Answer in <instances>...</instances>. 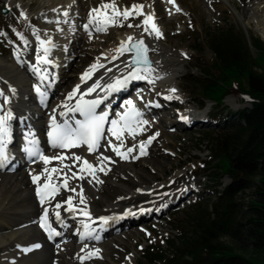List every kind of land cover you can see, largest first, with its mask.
<instances>
[{"label":"rangeland","instance_id":"obj_1","mask_svg":"<svg viewBox=\"0 0 264 264\" xmlns=\"http://www.w3.org/2000/svg\"><path fill=\"white\" fill-rule=\"evenodd\" d=\"M69 1L72 2V0H0V61L9 62L11 58H15L17 53H22L35 40L38 41L37 36L39 40L51 39L52 45L44 46L49 47L50 52L54 51V58L50 59L52 66H59L61 69L69 61L74 60V67L72 66L68 70L71 79H66L68 82L64 84L65 90L71 86L72 81L87 71L89 66L97 64L95 61L98 58L93 61L96 57L103 54L107 56L108 51L114 52L120 45L123 34L131 35V33H139L141 29L143 30L142 27L127 26L128 24L140 25L144 19L143 16L123 21L126 25L123 29H118V26H115L109 27L107 31L97 32L95 25H90L92 30L83 32V40L78 44L76 38L81 33V25L76 26L73 32L68 31L69 29L66 27L58 28L60 24L57 21L63 15L62 8ZM262 1L175 0L174 6L168 0H115L116 6L121 10L130 9L134 4H142L147 7L149 13L154 15L155 23L162 33L161 42L170 51L169 55L160 58V60L158 59L159 56L156 57V62L152 67L153 72L146 75L140 73L147 78L138 81L136 86L132 87L133 90L131 89L119 97V99L123 98L120 106L131 100L142 105L143 103L149 104L148 106L152 108L155 103L161 105V102H156L157 98L163 100L168 96L174 102L168 103V107L171 108L170 114H163L161 111L155 112L154 115H151V112L144 113L137 118V121L147 120L148 124H138L137 126L136 121L131 125V129L139 128L140 131H133L131 134L129 130L124 131L125 134L123 133L119 141L123 142L126 151L128 148L134 149L133 152L128 153L130 159L128 157L127 159L122 157L117 159L110 144L114 145L118 140L113 136L109 127L107 128L105 137L100 142L102 147L98 148L97 151L101 152L105 149L114 161L108 167L109 175L105 176L108 186L102 188L101 193L96 195V199L111 200L120 195L126 197L120 188L130 192L138 190L139 194L141 191L138 188H143L142 186L154 188L155 192L150 195L137 194L136 201L141 204L151 202L150 200L142 203L148 198L158 200L168 196L172 197L174 194L179 195L183 192L184 194L179 196L180 201L178 200L173 206L165 207L162 213L157 211L152 215H144L142 220L134 226L129 225L118 232L103 236L101 242L97 244L100 246L97 249H102L104 252V260L101 261V258L91 259L92 261L87 262V264H140L141 262L165 264L159 260L154 262L147 260L146 250L150 246L167 249L169 240L179 235V230L175 227L177 219L186 217V212L194 202L201 200L207 204L215 200L217 191L224 189L230 183V177L224 176L221 179V185L214 188L209 177L204 173V161L210 158L211 152L208 146L203 143V135L207 131H221L223 122H217L212 118L215 108L214 102L208 100L203 101L204 104H202V96L198 94L199 92L193 91V85L186 81L185 76L191 72L198 76L200 67L205 69L207 65L212 64L214 54L204 42L206 31L209 28L218 25L224 26L227 21L233 24L236 30L245 35L247 39L256 35L264 41L260 34V27L252 18V13L250 14L253 6L259 4L258 2L262 3ZM108 2L109 0L74 1L80 9V13L83 14V21L91 9ZM4 7L8 9L6 14L2 13ZM155 7L158 14H156ZM176 7H179L180 11H176ZM21 13H24V16H21ZM17 33L22 35L24 40H21ZM65 37H69V39L61 44ZM37 41L36 44H39ZM83 41L84 45L81 48ZM194 46H199L203 50L200 52L201 54L194 50ZM68 50L69 52H67ZM65 57L70 59L64 61ZM25 61L30 66L31 62L27 59ZM195 65H198L199 68H194ZM60 72L58 71L56 75H60ZM64 73L65 70L62 71L61 76ZM172 89L176 90L175 93L171 91ZM56 96L55 94L50 98L51 104L56 103ZM118 104L119 101L114 108L111 120L117 116ZM247 106H250V101L236 93L229 94L223 105L227 111L232 112H238ZM31 108L34 106L31 105ZM139 112L141 113V110ZM183 113H189L190 116L205 115L207 122L199 123L196 126L190 124L185 128L183 127L184 129L181 127L174 128V121L180 119V115ZM31 125L35 126V123H31ZM181 125L186 126L182 122ZM153 126L155 128L151 131ZM121 127L123 126L121 125ZM13 128L20 131L21 127L14 124ZM157 133L158 135H156ZM153 136L155 139H152L149 144L148 140ZM19 138L18 135V140ZM141 144H144V151L146 152L144 155H141L140 152L139 146ZM116 173L122 174V178L124 177L125 180L111 189L112 175ZM249 193L250 190L240 193L242 198L239 200L245 202V196ZM135 207H139V205ZM132 216L134 215L130 217ZM14 220L16 217L12 215L0 218V226L4 223L12 224ZM46 244L53 245V243L48 242ZM39 245L40 251L46 250L45 245L44 247L40 243ZM15 249L14 246H0V264H5L8 257L15 253ZM49 263L52 264V261Z\"/></svg>","mask_w":264,"mask_h":264},{"label":"bare ground","instance_id":"obj_2","mask_svg":"<svg viewBox=\"0 0 264 264\" xmlns=\"http://www.w3.org/2000/svg\"><path fill=\"white\" fill-rule=\"evenodd\" d=\"M74 1L75 0H72L71 3L69 1L67 5L63 6L61 12L62 14L68 12V16L65 17L62 15L59 19L60 25L58 28L61 29L62 27H66V29H69L68 31L73 32L76 26L81 25V33L76 38L79 44L84 37L82 33L85 31L90 32L92 26L89 25L88 30H85L84 25L88 24L89 13L85 21H83V14L80 13V9L75 5ZM258 3L259 4L254 5L250 10V14L252 13V18L255 19L256 24L260 27V34L264 39V0L262 3ZM155 5L157 6V3H155ZM143 11L145 14H150L147 7H144ZM155 11L156 14H158L156 7ZM120 23H122L123 26H118V29H123L126 25L123 20H121ZM70 34L72 35V33ZM129 36L134 37V40L143 38L149 43L150 56L154 62H156L155 59L158 56L160 60V58L169 55V48L166 47V45L161 42V38H157L151 30H149V32H144V30L141 29L139 33H131V35L123 34L121 41H126ZM73 37L74 35L72 38ZM68 39L69 37H65L61 44L67 42ZM36 41L37 40L22 53H17L15 58H11L9 62L0 61V93L3 94L0 95V117L11 115V119L7 122L8 135L5 137L6 151L9 159L3 167H0V218H5L10 215L16 217V220H14L12 224L4 223L0 226V246H14L16 248L15 253L8 257L5 264H50L49 262L51 261L52 264H81L79 257L84 256L87 252H94L95 249L100 247L97 244L101 242L103 236L108 233L118 232L129 225L131 227L134 226L138 221L142 220V216L144 215H152L157 211L162 213L165 207L176 204L180 199L179 196L181 197L184 192L179 195L174 194L172 197L168 196L164 199L155 200L148 198L143 200L142 203L150 200L151 202L141 204L136 201L140 193L150 195L155 192L154 188L142 186L143 188H138L141 191L139 194L138 190L130 192L120 188L121 191L126 194V197L120 195L111 200L96 199V195L101 193L102 188L108 186V181L105 179V176L109 175L108 167L113 163V157L105 149L101 152L94 151L89 153L86 145L68 149L59 147L54 148L48 136V133L52 131L53 117H55L58 124H62L65 120L74 122L77 113L68 112V109L65 108L64 105L72 106L76 104L79 95L86 92L94 82L99 83L100 88L90 96H85V98H98L102 101V108L107 111L109 110L108 112L111 113L114 111V106L117 104L119 97L129 92L132 87L134 88L141 79L129 78L126 83L117 86L113 90H107L108 84H114L117 79L123 80L125 76L130 77V73L136 70V68L127 66L130 62V52H125L123 55H119L118 58L113 59V57L118 55L116 50H114V52L108 51L107 56L103 54L93 60L95 61L98 58L95 63L103 65V67H98L92 74L91 79L82 82L80 76L78 79L71 82V86L64 90V84L68 82L67 80L71 79L70 74L68 75V70L71 69L72 66L74 67V60L69 61V63L62 66L61 69L59 66H52L51 63H38L37 55L39 54L42 56L43 53L42 46L39 41H37L39 44H36ZM56 43L59 44L60 42ZM83 45L84 41L81 48H83ZM53 52L54 51H51L47 57L49 61L54 58ZM67 52H69V50ZM26 59L31 62L30 66L27 65ZM69 59V57H65L64 61ZM140 69L141 73L147 74L143 71V68ZM63 70H65V73L61 76ZM58 71H61L60 75H56ZM150 77L153 78L151 75ZM77 85H80V93L69 100V94L72 93ZM55 94L57 95L56 103L51 104L50 98ZM160 99L157 98L156 102H161V105L160 103H155L152 108L148 106L149 104L146 105L143 103L142 105L137 101H132V104L135 107L137 106L138 111L141 110V115L149 112H151V115H154L155 112L160 111L163 114H170L171 108L168 107V103L173 101L172 98L168 99L165 97L163 100ZM31 105H33L34 108H31ZM129 108L131 107L128 105L127 101L117 114L118 118H121ZM180 116L187 117V120L178 119V116V120L174 121V128H185L190 124L196 126L199 123L207 122L205 115L190 116L189 113H183ZM119 120L122 122L121 119ZM181 122L186 126L181 125ZM31 123H35V126H32ZM14 124L22 128L20 132L18 129L13 128ZM136 124L138 126V121ZM153 128H155V126L151 127V131ZM18 135L20 137L19 140ZM31 141H35V144L33 145L30 143ZM120 143L121 142L118 140L114 145L119 146ZM36 147H40L42 154L48 157L65 156L68 157V159H65L62 163L53 159L52 163L45 165L39 157L29 156L26 151L29 148L35 151ZM120 151L127 153L124 147L120 148ZM114 153L117 159L118 157L121 158L116 152ZM77 155L94 165L97 169L94 173L95 179L88 173L79 172V168L83 166L82 163L71 159V157ZM102 157L110 158L111 162L108 160H103L101 162L100 158ZM127 157L129 159L131 158L128 153ZM64 165L70 166L71 171H69V168L63 167ZM102 166L105 168V171L98 170ZM45 167L49 169L53 167L63 168V173L60 176L54 177V183L61 185L59 194L56 195L54 199L46 201L45 204L41 205L40 197L37 196V184L33 183L32 176L42 175ZM72 172L77 173V178H71ZM64 175L69 177V189L74 188L75 191L63 188ZM81 176L83 179L79 178ZM124 180L122 174L116 173L112 175L111 189L115 188L117 184H121ZM44 182L45 181L41 179V186ZM81 192L86 199L88 211L93 218L92 221H88L80 215L79 212L72 213L67 210L66 200L69 197L73 198L74 206L77 208L84 207V205L79 204V194ZM57 203L62 205L60 209L55 208ZM137 205H139V207H135ZM45 209L48 210V217L52 219L57 227V232L60 233V235L53 237V245L46 244L50 241L49 236L40 224L43 220ZM55 211L60 212V221L56 220ZM131 215L134 216L130 217ZM100 217H105L108 222L106 224L101 222L99 219ZM83 223H88L90 225L92 236L85 237ZM95 236H98L99 239H94L93 237ZM39 243L42 244L43 247L46 244V250L43 249L40 251V247H35V245ZM99 250L98 254L93 255L90 259L84 260L83 264H87V262L93 259L101 258V261H103L104 252L102 249Z\"/></svg>","mask_w":264,"mask_h":264},{"label":"trees","instance_id":"obj_3","mask_svg":"<svg viewBox=\"0 0 264 264\" xmlns=\"http://www.w3.org/2000/svg\"><path fill=\"white\" fill-rule=\"evenodd\" d=\"M204 42L214 54L212 64L193 66L198 76L191 72L185 79L202 104L214 102L212 117L223 122L221 131L203 135L211 152L204 173L214 188L224 176L231 181L215 200H198L177 219L179 235L167 249L150 246L145 256L165 264H264V41L247 39L226 21L209 28ZM231 93L245 96L250 106L227 111L224 100Z\"/></svg>","mask_w":264,"mask_h":264},{"label":"snow or ice","instance_id":"obj_4","mask_svg":"<svg viewBox=\"0 0 264 264\" xmlns=\"http://www.w3.org/2000/svg\"><path fill=\"white\" fill-rule=\"evenodd\" d=\"M169 3H172L175 6V0H168ZM144 5H132V7L125 8L121 10L118 8L115 4V0H109L108 3H102L96 8L91 9L89 12V21L88 24L84 25L85 30H88L89 25H95V30L97 32H103L107 31L109 27H115V26H123L122 23H120L121 20L127 21L130 18L143 16L144 19L140 25H132L128 24V27H142L144 32H149L151 30L152 33L155 34L157 38L162 37V33L159 29V27L155 23V17L153 14H145L144 11ZM176 11H180L179 7H176ZM63 15L65 17L68 16V12H64ZM21 16H24V13H21ZM67 22V21H65ZM59 23V21H57ZM19 38L21 40H24V37L17 33ZM91 35V33H90ZM37 39L42 46V53L43 55H37V62L38 63H50V61L47 59L48 55L50 54V48L44 47V45H52V40L48 39L47 41L39 40V37L37 36ZM134 37L129 36L126 41H121L119 47L116 49V53L118 54L116 57H113V59L118 58L119 55H123L125 52L133 53V59L128 64V67H132L133 65H144L143 71L146 73H151L154 71V69L150 66V61L147 57V52L149 51L148 47L144 44L143 40H138L135 43H133ZM26 43V41H25ZM106 58V57H105ZM98 67H103V65L93 64L90 66V68L85 71L81 77L80 80L82 82H86L88 79H91L92 74L95 72V70ZM110 71V69H109ZM141 69L139 67L136 68L135 71L130 73L129 76H125L123 80L117 79L114 84H108L107 90H113L117 86H120L129 78L133 79H146L147 76L141 75ZM100 88V84L94 82L92 86H90L86 92L79 95V99L77 100V103L68 106L64 105L65 108L68 109V112L71 113H79L80 116L83 117V120H75L74 125L69 120L63 121L62 124H58L56 122L55 117H53L52 120V131L48 133V136L52 142V146L68 149V148H75L79 147L81 145H86L87 150L89 153L94 152L99 147V142L103 137L104 134V124L107 121V113L98 114L97 113V107L102 102L99 99H91L86 100L85 96H90L92 93L96 92L97 89ZM173 93H175V89L171 90ZM80 93V85H77L76 88L72 91V93L69 94L68 99L71 100L73 97H76L77 94ZM0 95H3L0 93ZM170 99L171 97H167ZM128 105L132 108V113L126 112L122 117L121 120L124 122L123 127H119V122L116 120L111 121L112 128L110 131L112 132L113 136L116 138V140H121V136L123 135L125 130H129L130 134L133 131H140L139 128L137 129H131V123L130 118L132 116L139 117L141 116V113L135 109V106L132 104V101H128ZM11 119V115L0 117V167H3L4 164L9 159L8 153L6 151V139L5 137L8 135V120ZM181 119L187 120V117H181ZM139 124H148L147 120H141L138 121ZM158 135V133L156 134ZM155 139V136L151 137L148 140V143H151V140ZM33 145L35 144V141H31ZM110 147L114 152H116L117 155L121 156L122 158H127V153L133 152V148H128L127 153H123L120 151V148L123 147V142L121 141L120 145H111ZM140 152L141 155L146 154L144 151V144H141L140 146ZM29 154V156H38L39 159L45 164L48 165L52 163L53 159L60 161L61 163L68 159V157L65 156H54V157H48L46 155L40 154L38 151H33L32 148H29L26 150ZM76 162L82 163V167L79 168L80 173H88L89 175H92L95 179V171L97 170L92 163H90L88 160L83 159L81 156H73L71 157ZM101 162L103 160L110 161V158L108 157H102L100 158ZM63 167L69 168V171H71V167L68 165H64ZM99 171H105V168L102 166L98 169ZM63 173V168H56L53 167L51 169L45 167L42 175H33L32 181L34 184H37V196L40 197V203L41 205L45 204L46 201H50L51 199H54L56 195L59 194L61 185L54 183V177L60 176ZM71 178H77V173L72 172ZM83 179V177H79ZM43 179L45 182L41 186L40 181ZM69 177L64 175L63 176V188L70 191H75L74 188L69 189L68 185ZM67 204V210L72 213L79 212L80 215H82L84 218H86L88 221H92V215L88 211L87 208V202L86 199L81 192L79 194V204L84 205L83 208H77L73 204V198L69 197L66 200ZM62 205L60 203H57L55 205L56 209H60ZM55 218L56 220H61V214L59 211H55ZM101 222L107 223L108 220L105 217L99 218ZM94 222V221H93ZM41 227L45 229L49 233V238L52 236L60 235V233L55 232L48 220V210L45 209L43 221L41 223ZM83 228L85 230L84 235L85 237L92 236V230L88 223H83ZM94 239H99L98 236L93 237ZM35 247H40L39 244L35 245ZM83 251V249H82ZM99 249H95L94 252H87L84 256L79 257L81 260V264H83L84 260L90 259L93 255H96L99 253Z\"/></svg>","mask_w":264,"mask_h":264},{"label":"water","instance_id":"obj_5","mask_svg":"<svg viewBox=\"0 0 264 264\" xmlns=\"http://www.w3.org/2000/svg\"><path fill=\"white\" fill-rule=\"evenodd\" d=\"M2 12H3V13H8V9H7L6 7H4V8L2 9ZM138 40H143V41H144V44L148 47L149 51L147 52V57H148V60L150 61V66H153V60H152L151 57H150V47H149L148 42H147L145 39H143V38H139V39H137V40H134L133 43H135V42L138 41ZM132 59H133V53L131 54L130 62L132 61ZM132 67H135V68H137V67H139V68H144L145 66H144V65H133Z\"/></svg>","mask_w":264,"mask_h":264}]
</instances>
